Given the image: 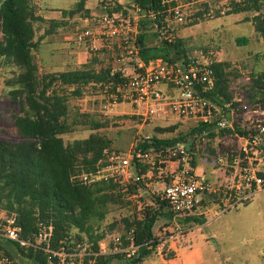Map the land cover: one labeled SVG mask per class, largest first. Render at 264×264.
<instances>
[{
	"label": "trees",
	"instance_id": "obj_1",
	"mask_svg": "<svg viewBox=\"0 0 264 264\" xmlns=\"http://www.w3.org/2000/svg\"><path fill=\"white\" fill-rule=\"evenodd\" d=\"M131 1L144 9L155 10L160 0ZM83 7L84 0H81L71 13H78ZM120 8L118 5L109 13L120 11ZM232 11L251 13L253 31L264 43V0H241L232 4ZM40 21L45 20L35 15L32 0L0 1V71L7 73L5 92L11 101L17 103L19 112L14 121L18 141H0V209L15 215L23 237L34 235L38 224L52 229L51 240L38 248H22L0 239V257L7 256L13 260L17 256L27 264H45L42 248L47 245L55 248L64 240L95 245L114 230L111 225L107 233L99 232L95 223L105 219L110 204L121 202L129 194V188L123 189L111 180L84 185L77 179L79 173H95L107 164L105 151L110 142L97 133H91L86 139L65 143L62 135L71 132L74 126H87L95 132L102 125L87 114H81L77 121L70 122L65 98L52 89L56 81L63 86L98 84L117 78L119 74L111 75L110 70H74L38 77V67L33 58L37 46L33 25ZM47 22L57 27L55 21ZM152 27L153 21L143 20L137 39L139 56L145 64L156 59L173 61L170 59L172 53H184L180 39L171 43L160 40L159 44L151 45L149 31ZM247 42L246 37L236 39L239 46ZM259 57L264 60V49ZM211 67L216 84L210 97L220 106L231 103L233 96L227 89L225 73L227 64L212 63ZM231 104L235 107L252 105L264 111V71L252 75L245 97L241 102ZM204 129L207 127L200 125L192 133L198 135ZM221 132L229 134L228 131ZM235 132L245 134L244 130L238 128ZM184 140L185 137L181 136L172 139L143 138L135 143V147L146 153L150 149L159 151L183 143ZM139 167L140 164L134 166L135 169ZM141 173H145V168H142ZM134 181L135 189H141V181L135 178ZM166 215L170 220L171 212ZM156 221L155 215H146L141 220H121L126 228L135 226L137 242L141 244L153 238L152 228ZM196 222L202 223L200 220ZM149 253L142 247L138 261L141 262ZM167 256L172 257L171 253Z\"/></svg>",
	"mask_w": 264,
	"mask_h": 264
},
{
	"label": "rangeland",
	"instance_id": "obj_2",
	"mask_svg": "<svg viewBox=\"0 0 264 264\" xmlns=\"http://www.w3.org/2000/svg\"><path fill=\"white\" fill-rule=\"evenodd\" d=\"M63 1L64 5L57 8L61 12L58 15L61 20L55 21L57 27H52L47 22L48 20L43 18L45 21L35 22L33 25L34 40L37 45L33 51V58L38 67V77L74 70H93L95 72L110 70V73L114 74L132 75L136 69V63L129 56H120L119 53L105 48L99 42L95 44L98 48L96 51L69 43L74 30L83 27L86 18L109 13L118 5L121 6L118 10L123 11L124 7L129 8L131 0H84V7L78 13L71 12L76 10L77 4L81 0ZM240 1L182 0V4H186V12L189 16L186 23L178 27L176 39L182 40L184 53L180 51L170 55V59L178 61L194 52L202 51L207 54L212 63L227 64L225 73L227 89L233 96L231 103L241 102L245 97L251 76L264 71V60L259 57L264 49V43L253 31L250 21L252 14L248 12L233 13L232 11V4ZM32 6L35 15L39 17V10H44L41 0H32ZM54 10L56 11V8ZM153 34H156L154 28L149 31V43L151 45L159 44L161 39ZM239 37H246L247 44L237 45L236 39ZM6 78L7 73L3 70L0 71V141L17 142L14 121L19 113L18 105L6 95L4 87ZM52 89L65 98L70 122L77 121V117L81 114H87L102 125L95 132L90 131L87 126H74L71 132L62 135L64 142L70 143L74 140L86 139L91 133H97L110 142L108 150L105 151L108 160L113 156L127 153L136 142L143 139V136L162 139L181 136L185 137L186 141L199 142L198 144L203 147L204 152L208 154L212 152L213 142L212 145L209 142L213 139L206 138L208 140L201 141L192 133V130L195 129V124L192 122L147 120L143 123L139 117L133 114L134 111L128 105H117L111 109H104L98 90L90 84L63 86L56 81L52 84ZM77 91L78 93H76ZM221 114L234 127V131L229 134L220 132L224 136L245 135L244 128L248 125V120H258L264 124V111L261 107L245 104L244 109V107L231 105ZM236 128L244 130L245 134L236 133ZM232 137L227 138L233 140V143H229L228 152L225 151L228 156L235 154L236 142ZM196 150L192 149L191 151L193 153ZM148 155V158L143 160L145 163L135 160L132 164L135 166L148 163L146 166H150V170L154 172L153 169L161 166L162 162L167 159L166 154L156 156L153 155V152H149ZM155 170L158 171V169ZM134 178L135 175L130 180L132 185L136 184ZM149 181L153 180L145 178L144 181L139 182L141 189L138 197L133 198L126 195L121 202L110 204L105 219L95 223V228L99 227V232L107 233V230L113 225L112 230L117 231L121 227H126V224L121 222L123 218H129L130 221L141 220L146 215L157 216L153 228L154 233L162 226L168 225L166 214L170 211L167 204H162L164 201L145 189L143 184L150 183ZM164 183H167V179L164 180ZM125 184L126 182L118 186L124 189ZM203 217L201 222L205 223L199 228L206 235L208 241L202 249V261L199 260L195 264H264V193H257L247 203H240L228 211H222L219 208L216 214L210 212ZM74 234L75 231L73 236ZM168 254L170 252H163L162 255L169 257ZM160 255L155 250L150 252L147 255L150 258L144 264H169L167 259L163 262L158 258ZM2 257L4 256H1L0 259ZM11 262L12 264H27L25 260H21L17 256Z\"/></svg>",
	"mask_w": 264,
	"mask_h": 264
},
{
	"label": "built area",
	"instance_id": "obj_3",
	"mask_svg": "<svg viewBox=\"0 0 264 264\" xmlns=\"http://www.w3.org/2000/svg\"><path fill=\"white\" fill-rule=\"evenodd\" d=\"M128 6L123 11L86 18L85 25L75 29L69 40L71 45L87 47L90 51L98 50L95 44L99 42L120 56H129L136 63L132 75L119 74L106 83L90 84L98 90L103 108L128 105L143 123L147 120H178L192 122L195 128L205 125L207 129L196 135L202 141L209 130L234 131L232 124L221 114L232 104L220 106L210 97L215 90L216 77L207 54L199 51L182 60L156 59L147 64L140 59L137 39L141 22L145 19L153 21L152 28L157 36L171 43L176 39L178 27L185 24L189 16L186 4H182V0H160L155 10L144 9L133 1ZM248 121L245 135L234 134L235 154L228 156L233 168L231 187L216 188L198 175L194 155L182 143L159 151L150 149L146 153L137 150L134 145L127 153L109 158L107 164L95 173H79L77 179L84 185L111 180L118 185L126 182L127 186L133 178L130 172L133 161L143 162L149 152L156 156L166 154V160L175 167L169 172L168 181L158 195L166 202L173 217L193 213L201 206L206 193L218 194L221 210L228 211L240 203H247L257 193H264V124L258 120ZM135 180L142 182L144 177L137 175ZM150 192L156 194L153 187ZM172 227L162 226L152 239L142 244L137 242L135 226L121 227L105 235L95 245L64 240L55 248L49 245L42 248L45 264H139L142 247L165 257L163 252H169L167 240L174 233L178 236L186 233L182 228ZM51 237V227L42 224H38L34 235L23 237L15 215L0 209V239L22 248H38L48 243ZM0 262L12 264L7 256L2 257Z\"/></svg>",
	"mask_w": 264,
	"mask_h": 264
},
{
	"label": "crops",
	"instance_id": "obj_4",
	"mask_svg": "<svg viewBox=\"0 0 264 264\" xmlns=\"http://www.w3.org/2000/svg\"><path fill=\"white\" fill-rule=\"evenodd\" d=\"M41 2L44 10H39V17L45 20L52 21L61 20V18H58L59 13L61 12L57 10V8L64 5L63 0H41ZM55 8L56 11L54 10ZM210 132L211 135L209 134L206 137L209 138V140L213 139L209 142L211 145L213 142L211 149L212 152L209 154L204 152L203 147L199 146V142L196 143V141L194 140L186 141L185 139V142H183L182 144H184L190 151L192 149H197L195 152H193V155L195 172L198 175L202 176V178L207 182H211L216 188H225L229 186L231 187L233 180V168L231 160L229 159L226 152H228L227 149H229V143H233V140H229L227 138H231L232 136H224V134H220L221 131L217 130H210ZM206 138L205 140H208ZM232 138L236 137L233 135ZM153 155L155 154L153 153ZM162 163L163 164L161 166L153 169L154 172L150 170V166H146L148 163L140 164L141 167L136 169L134 168V166H132L130 169L132 177L134 175H143L144 179L147 178V180H153L152 182L149 181L150 183H145L144 186L150 194L151 187H153L156 192V195H154L155 197H159L158 194L164 188V180L167 179L168 181L167 176L169 172L175 167V164L167 160H164ZM142 168H145V173L139 174V172H142ZM155 169H158V171ZM130 183L131 182H129V184H127L126 186L127 188H129L128 195L132 196L133 198L138 197L140 189H135V186ZM234 197L232 199H234ZM219 198L220 196L218 194L206 193L203 195L201 206L197 208L193 213L176 218L172 215L170 220L167 218L166 221L168 225H172V228H182L186 231V233L182 236L175 235L174 233V235L167 240V251L172 253V257L159 256L158 258L163 260V262H165L164 260L167 259V262H169V264H195L199 260L202 261V249L206 246L208 238L199 228L203 226L205 222L197 223L196 220H203V216L206 213L212 212L213 214H216L218 209L221 208V201H219ZM155 234L156 232H153V235ZM148 258L150 257L147 256L146 258L142 259L139 264H144Z\"/></svg>",
	"mask_w": 264,
	"mask_h": 264
}]
</instances>
